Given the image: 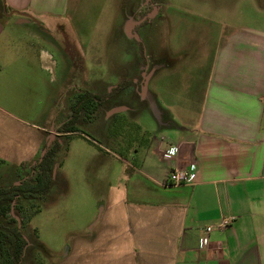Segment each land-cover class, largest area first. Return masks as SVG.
Returning <instances> with one entry per match:
<instances>
[{"label": "crops", "instance_id": "obj_1", "mask_svg": "<svg viewBox=\"0 0 264 264\" xmlns=\"http://www.w3.org/2000/svg\"><path fill=\"white\" fill-rule=\"evenodd\" d=\"M2 1L0 167L21 182L32 176L44 151L73 135L76 119H93L95 112H78L74 100L70 112H55L51 127L46 116L30 122L16 97L22 100L29 83L39 88L41 74L56 66L38 42L60 31L56 22L67 17L70 0ZM215 6L231 13L215 31L207 24L181 29L183 23L199 26L193 23L199 16L166 7V44L139 78L141 89L146 83L139 97L154 105L156 134L141 143L133 166L122 167L120 183L101 193L89 229L71 234L50 264H264V0ZM162 7L139 23L125 14L120 35L131 41L127 24L137 36V28L157 20ZM58 47L72 61L69 49ZM111 109L118 112H104L106 118L129 111L121 104ZM171 147L177 153L166 157ZM191 165L192 182L164 186L169 172ZM225 220L231 222L220 227ZM208 227V245L201 246Z\"/></svg>", "mask_w": 264, "mask_h": 264}, {"label": "rangeland", "instance_id": "obj_2", "mask_svg": "<svg viewBox=\"0 0 264 264\" xmlns=\"http://www.w3.org/2000/svg\"><path fill=\"white\" fill-rule=\"evenodd\" d=\"M198 1L70 0L67 17L56 22L60 31L45 42H38L54 56L56 66L41 74L39 88L29 83L25 86L29 92L25 91L22 100L16 97L15 102L25 104V112H30V122H43L46 116L51 127L58 120L55 112H70L74 100L85 101L78 112L88 108L95 114L93 119L85 115L76 119L72 123L73 135L60 139L63 146L55 143L50 149L57 153L50 171V190L39 203V213L22 227L26 242L22 264H50L52 254L62 252L63 242L71 234L88 230L92 213L99 211L101 193L109 185L120 183L122 167L133 166L141 156V143L156 134L150 113L155 111L154 105L139 97V78L150 71L151 61L166 44V7L176 14L186 10L199 16L193 21L199 26L183 23L181 29H202L207 24L215 31L222 18H231L229 10L223 13L226 7L216 9L215 4L224 0ZM160 4L161 20H148L138 27V40L131 37L128 43L120 35L125 14L138 22ZM241 9L244 14L248 12L245 5ZM27 39L36 42L31 37ZM58 45L69 49L74 64ZM146 65L149 67L143 71ZM120 104L129 107V111L106 118L104 112ZM6 168L4 164L0 167V185H19L17 176L3 175ZM13 217L20 224L18 214L13 212Z\"/></svg>", "mask_w": 264, "mask_h": 264}, {"label": "trees", "instance_id": "obj_3", "mask_svg": "<svg viewBox=\"0 0 264 264\" xmlns=\"http://www.w3.org/2000/svg\"><path fill=\"white\" fill-rule=\"evenodd\" d=\"M3 9V1L0 0V14ZM84 105L85 101H79V110ZM53 157L54 151L46 150L41 161L33 166L31 177L19 182L17 186L7 183L0 185V263L3 261L4 264H22L26 242L21 230L25 222H30L39 213L38 202L50 187ZM13 212L18 214L21 228L18 227ZM27 212H30L29 215Z\"/></svg>", "mask_w": 264, "mask_h": 264}, {"label": "built area", "instance_id": "obj_4", "mask_svg": "<svg viewBox=\"0 0 264 264\" xmlns=\"http://www.w3.org/2000/svg\"><path fill=\"white\" fill-rule=\"evenodd\" d=\"M177 153V148L171 147L165 152L166 157H173ZM194 178V166L191 165L188 170H173L168 173L164 186H179L192 182ZM231 220H225L221 223L220 227L229 225ZM211 232V228L208 227L205 230V235L202 237L200 244L201 246L208 245V234Z\"/></svg>", "mask_w": 264, "mask_h": 264}, {"label": "water", "instance_id": "obj_5", "mask_svg": "<svg viewBox=\"0 0 264 264\" xmlns=\"http://www.w3.org/2000/svg\"><path fill=\"white\" fill-rule=\"evenodd\" d=\"M148 1H150V0H146V2H148ZM145 20V18L144 19H142L141 21H139V22H142V21H144ZM138 22V23H139ZM132 27V23H128L127 24V26H126V32H127V36H128V38H134L135 40H138V37L137 36H134V35H132V34H130V28ZM146 80H147V78H146ZM145 86H146V83L143 85V87H142V92H143V94H144V92H145ZM110 112H118V109H112V110H110ZM45 153V151L43 152V154ZM43 156V155H42ZM12 215H13V213H12ZM16 220H18L16 217H14ZM18 227H20V224L18 223Z\"/></svg>", "mask_w": 264, "mask_h": 264}]
</instances>
